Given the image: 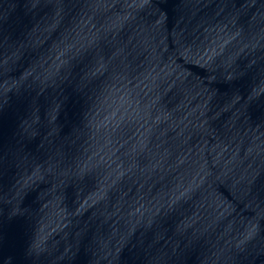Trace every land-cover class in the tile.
<instances>
[{
    "label": "water",
    "instance_id": "water-1",
    "mask_svg": "<svg viewBox=\"0 0 264 264\" xmlns=\"http://www.w3.org/2000/svg\"><path fill=\"white\" fill-rule=\"evenodd\" d=\"M0 264H264V0H0Z\"/></svg>",
    "mask_w": 264,
    "mask_h": 264
}]
</instances>
